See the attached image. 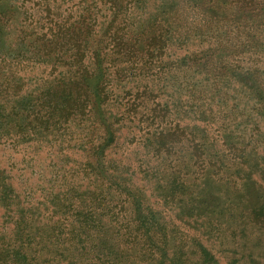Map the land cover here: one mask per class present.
<instances>
[{
	"label": "rangeland",
	"instance_id": "1",
	"mask_svg": "<svg viewBox=\"0 0 264 264\" xmlns=\"http://www.w3.org/2000/svg\"><path fill=\"white\" fill-rule=\"evenodd\" d=\"M237 3L0 0L2 249L21 216L61 243L102 212L125 239L131 187L191 256L204 244L218 264H264V13Z\"/></svg>",
	"mask_w": 264,
	"mask_h": 264
},
{
	"label": "trees",
	"instance_id": "2",
	"mask_svg": "<svg viewBox=\"0 0 264 264\" xmlns=\"http://www.w3.org/2000/svg\"><path fill=\"white\" fill-rule=\"evenodd\" d=\"M234 1L227 0V3L232 5ZM243 1H247L249 9L244 8L245 4L237 3L234 13L242 15L254 13L252 16L259 11L264 13V8L256 9L258 0ZM236 18L244 20L238 16ZM261 20L264 22V18ZM75 41L80 44L79 50L85 52L88 40L76 38ZM250 41L253 43L249 44L250 48L259 47L256 31L251 33ZM243 46L244 44L240 42L238 47ZM87 76L86 71L79 70V80L71 82L72 88L78 86L76 91L78 95H83L91 87L87 83ZM72 88L71 91H66L68 95L75 92ZM78 107L79 104H76L69 110L79 109ZM66 111L63 110V114H66ZM178 139L176 132L161 133L157 144L169 150L174 147ZM161 189L163 190L161 195L167 202L173 200L176 190L173 184L169 188L168 184L167 186L162 184ZM128 190L131 198L121 204L123 208L125 204L131 207L130 219L125 228V239L119 234L112 236L109 231L97 225L102 222V217H105L102 212L101 218L97 219L98 223L90 229L84 228L82 224L69 226L61 243V232L51 231L52 227L35 224L28 227L24 217L21 216L14 229L12 250L5 251L0 247V264H218L220 262L215 253H211L204 244L197 248L198 251L193 256L186 253L185 246L181 243L177 244V234L172 235V229L160 214L147 206L148 200L143 198V192L131 187ZM92 205L96 209H101L97 208L98 203L94 195H92ZM263 213L264 210L258 212L259 215ZM157 232L161 233L160 238H157ZM6 238V236L0 238V242L4 243ZM96 240L98 242L95 244ZM90 241L94 243L89 245ZM49 243H52V246Z\"/></svg>",
	"mask_w": 264,
	"mask_h": 264
}]
</instances>
